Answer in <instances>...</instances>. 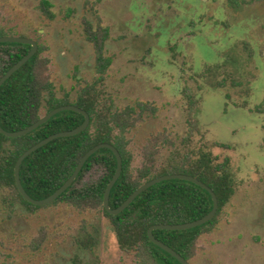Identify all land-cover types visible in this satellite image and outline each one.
Masks as SVG:
<instances>
[{"label":"rangeland","instance_id":"374dc122","mask_svg":"<svg viewBox=\"0 0 264 264\" xmlns=\"http://www.w3.org/2000/svg\"><path fill=\"white\" fill-rule=\"evenodd\" d=\"M48 1L52 20L43 15L40 0H0V26L45 47L58 92L95 75L86 23L100 21L109 28L105 49L113 60L106 92L118 107L136 99L157 107L155 116L127 134L134 166L152 134L185 133L181 91L200 98L197 118L204 140L214 154L231 158L236 191L216 228L199 238L190 263L264 264V0L236 6L227 0ZM214 64H223L230 75L220 88L196 76ZM103 172L93 166L75 186L94 183ZM39 233L43 241L33 249ZM86 234L95 239V254L79 244ZM0 264H133V257L118 248L110 222L96 209L60 203L29 213L0 204Z\"/></svg>","mask_w":264,"mask_h":264},{"label":"trees","instance_id":"16d2710c","mask_svg":"<svg viewBox=\"0 0 264 264\" xmlns=\"http://www.w3.org/2000/svg\"><path fill=\"white\" fill-rule=\"evenodd\" d=\"M229 6L242 5L247 0H227ZM43 15L52 20L48 0H40ZM15 31L0 26V36L12 35ZM84 35L94 48L95 75L90 81L78 83L72 90L58 92L48 74V59L43 56L45 47L37 42L36 53L16 70L0 86V126L7 131L23 129L50 110L75 105L89 115L87 128L80 133L54 138L22 161L20 180L25 191L34 199H43L58 189L73 173L81 157L100 143L113 145L122 158V170L109 193V206L117 208L137 187L155 177L183 173L197 177L215 193L218 207L215 216L208 222L182 230L154 229L153 235L174 249L187 261L196 256L198 240L212 232L219 223L224 207L236 191L231 170V158L212 152L204 140L197 118L200 98L183 89L185 97L184 134L159 131L143 144L140 162L134 166L135 156L129 149L128 132L149 116H155L157 107L152 101L133 100L118 107L105 90L107 72L112 55L106 54L105 42L109 28L99 21L86 23ZM31 49L30 44L0 43V77ZM196 76L209 87L220 88L230 79L223 64L205 65ZM242 81L232 80L234 86ZM74 92V93H73ZM84 116L76 111L63 110L31 132L8 137L0 133V204L9 211L21 207L29 213L65 203L77 210L96 209L108 219L118 248L133 257V264H181L175 257L152 243L147 235L155 224H177L196 220L212 209L211 195L202 187L182 179L158 182L140 193L123 211L109 214L103 206L105 188L112 178L116 159L108 148L93 153L84 163L74 182L56 200L48 205H33L19 192L14 177L18 157L43 138L79 126ZM195 135L199 139L195 140ZM212 146L228 148L224 144ZM93 166L104 168L103 175L94 183L76 187L75 183ZM43 234L32 240L33 249H38ZM80 246L94 253L95 239L86 234Z\"/></svg>","mask_w":264,"mask_h":264},{"label":"water","instance_id":"95a60500","mask_svg":"<svg viewBox=\"0 0 264 264\" xmlns=\"http://www.w3.org/2000/svg\"><path fill=\"white\" fill-rule=\"evenodd\" d=\"M0 43H21V44H30L31 45V49L22 58H20L16 63H14L9 69H7L3 73V75L0 77V86H1L6 79H8L16 70H18L26 61H28L36 53L38 46H37L36 41H34L33 39L28 38V37L16 36V35L0 36ZM63 110H72V111H76V112L81 113L84 116L83 122L79 126L75 127L74 129L54 133V134H51V135L43 138L39 142H37L34 145H32L31 147H29L27 150H25L18 157V159L15 163L14 177H15L16 186H17L20 194L28 202H30L33 205L43 206V205H48V204L52 203L68 187L71 186V184L74 182L77 175L79 174L80 170L82 169L86 160L93 153H95L97 150H99L101 148H108L113 153V155L115 156V159H116V168H115L114 174H113L112 178L110 179V181L108 182V184L105 188V191H104V195H103V206L106 209V211L111 215H116V214L120 213L121 211H123L140 193H142L144 190H146L147 188L153 186L154 184H156L158 182H161L164 180H169V179H182V180L192 182V183L202 187L203 189H205L211 195L212 203H213L212 209L206 215H204V216H202L196 220L185 222V223H177V224H155V225H152L151 227H149V229L147 231L148 238L152 243H154L155 245H157L161 249L165 250L167 253L171 254L181 264H191L189 261H187L183 256H181L174 249H172L171 247L166 245L161 240L157 239L153 235V230L154 229H166V230L188 229V228H192V227L202 225V224L210 221L215 216L216 211H217V207H218L217 197H216L215 193L213 192V190L209 186H207L204 182L199 180L197 177L187 175V174H183V173H172V174H166V175H161V176L155 177V178H153L147 182H144L139 187H137L117 208L111 209L109 206V193H110L112 186L114 185V183L116 182V180L120 176V173L122 170V158H121L119 151L113 145H111L109 143H100V144H97L94 147L90 148L81 157V159L78 162L73 173L68 177V179L58 189H56L49 196H47L43 199H34L25 191V189L23 188V186L21 184L20 175H19L20 165H21L22 161L24 160V158H26L32 152H34L35 150H37L38 148H40L41 146H43L44 144H46L47 142L51 141L54 138L74 135V134L80 133L81 131L85 130L89 124V115L85 110H83V109H81L75 105H63V106L56 107V108L50 110L49 112L43 114L38 120H36L35 122H33L32 124H30L29 126L23 128V129L16 130V131H7L0 126V133L5 135V136H8V137L22 136V135H25V134L31 132L32 130L36 129L37 127H39L40 125L45 123L48 119H50L53 115H55L56 113L63 111Z\"/></svg>","mask_w":264,"mask_h":264}]
</instances>
